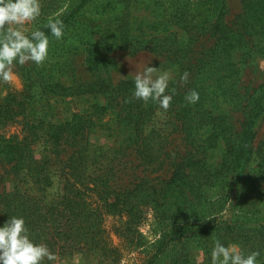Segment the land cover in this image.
<instances>
[{
	"label": "trees",
	"instance_id": "1",
	"mask_svg": "<svg viewBox=\"0 0 264 264\" xmlns=\"http://www.w3.org/2000/svg\"><path fill=\"white\" fill-rule=\"evenodd\" d=\"M44 1L42 11L60 0ZM163 7L165 34L158 43L144 40L155 22H147L152 28L147 32L141 27L145 20L136 23L127 8L106 33L109 48L148 49L175 65L177 78L169 87L176 93L166 111L135 98L132 78L53 83L54 102L91 101L67 106L61 114L49 99L32 100L28 89L9 91L0 103V123H19L23 132L21 137L0 134V162L13 180L0 194V223L23 215L33 239L47 243L56 257L86 253L95 264H118L120 251L104 225L107 216L117 214L125 219L112 230L127 243L138 242L133 234L140 233L148 215L158 225L143 264H160L175 242L211 232L245 250L264 249L262 222L243 226L233 216L208 218L199 211L191 216L204 202L206 188L243 171L254 152L257 122L264 115V80L243 85L240 76L244 61L264 57V0H243L233 22L225 20V0H166ZM69 15L62 18L65 25ZM86 55L90 60L91 50ZM184 71L189 77L181 84ZM192 88L199 100L189 104L184 94ZM173 131L183 147L170 146ZM97 133L112 142L92 139ZM133 160L148 167L168 165L169 174L118 184L120 164ZM251 194L247 188L246 200Z\"/></svg>",
	"mask_w": 264,
	"mask_h": 264
},
{
	"label": "rangeland",
	"instance_id": "2",
	"mask_svg": "<svg viewBox=\"0 0 264 264\" xmlns=\"http://www.w3.org/2000/svg\"><path fill=\"white\" fill-rule=\"evenodd\" d=\"M225 1L227 4L225 20L233 22L236 15L242 10L243 0ZM165 2L166 0H60L57 7L43 9L41 16L37 21L31 22L30 26H42L48 16L67 5L61 13V18H64L68 12L70 13L65 25L64 37L61 40H56L49 34V55L42 64L38 65L33 61L22 65L17 64L11 81L0 80V103L9 91L20 92L28 89L34 95L32 100L40 96L42 99H49V102L56 106L54 112L61 114L67 106L70 108L76 105L85 106L91 101L70 102V97H66L64 101L54 102L56 99L53 95L55 88L52 87L53 83L67 85L75 81H90L97 78L117 83L123 79H133L135 71L146 61H150L151 65L158 66L161 70H169L176 79L175 65L161 54L148 49L129 50L107 46L110 39L106 30L112 27L117 16L125 13L126 8L131 11L129 18L135 19L136 23L140 19L145 20L141 27L147 32L152 29L150 25H146L147 22H155L156 28L153 33H148L144 40L151 38L152 43H158V40L165 34L162 23ZM43 4H45L44 0H42ZM150 11L154 12V15ZM212 41L213 39L210 38L203 43L208 46ZM88 49L91 50L90 60L86 55ZM240 79L243 85H256L262 82L264 80V57H254L244 61ZM0 134L6 137L10 134H17L18 137H21L23 132L19 123L6 125L0 123ZM92 139L100 143L112 142L100 133L94 134ZM169 139L171 147H177L179 144L180 147H183V142L175 131ZM252 145L254 152L243 171L230 174L224 181L206 188L204 202L192 211L191 216L195 217L199 213L207 217L211 216L210 218L230 219L233 216V222L241 219L244 222L243 226L248 225V222L255 221L264 224V115L257 122L256 135ZM128 159L125 157L123 160ZM120 167L116 172L115 181L122 185H128L144 176L157 181L169 174L168 165L165 164L155 168L137 164V161L133 160L126 164L122 162ZM6 169L7 165L0 162V194L11 189L13 184L12 176L6 173ZM260 169L261 171H259ZM255 173L256 178H254ZM247 188H250L252 194L246 200L244 192ZM242 214L246 215L240 217ZM124 219L123 215L117 214L114 217L107 216L104 221L112 243L120 251L121 257L118 264H143L145 253L151 241L157 236L158 225L148 215L147 219L139 226L140 233L133 234L134 240L138 242L127 243V241L118 238L112 230L114 225ZM218 234L211 232L202 237L189 240L181 239L175 242L163 255L160 264H206L210 262L208 258L210 259L209 253L213 237H218L224 243L233 242L227 238H221ZM176 257L177 259H175ZM259 258L264 259V249H261ZM95 262L92 255L65 251L57 256L52 264H95Z\"/></svg>",
	"mask_w": 264,
	"mask_h": 264
},
{
	"label": "clouds",
	"instance_id": "3",
	"mask_svg": "<svg viewBox=\"0 0 264 264\" xmlns=\"http://www.w3.org/2000/svg\"><path fill=\"white\" fill-rule=\"evenodd\" d=\"M60 11L48 16L43 26H30L42 12V0H0V80L11 81L17 64L33 61L42 64L49 55L50 36L56 40L65 34V23ZM189 73L179 74V82H187ZM174 77L169 70H161L146 61L133 76V96L145 102L158 103L166 111L176 93L169 87ZM184 100L191 104L199 100V92L189 89ZM211 217V216H210ZM209 218V217H208ZM210 264H264L259 249L245 250L239 243H224L213 237ZM56 253L47 243L33 239L23 215H12L0 223V264H44L54 261Z\"/></svg>",
	"mask_w": 264,
	"mask_h": 264
}]
</instances>
